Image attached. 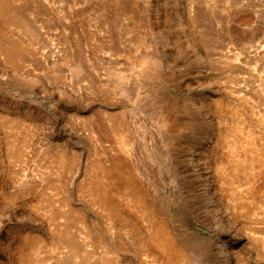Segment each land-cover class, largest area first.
Here are the masks:
<instances>
[{
    "label": "rangeland",
    "instance_id": "rangeland-1",
    "mask_svg": "<svg viewBox=\"0 0 264 264\" xmlns=\"http://www.w3.org/2000/svg\"><path fill=\"white\" fill-rule=\"evenodd\" d=\"M0 264H264V0H0Z\"/></svg>",
    "mask_w": 264,
    "mask_h": 264
}]
</instances>
